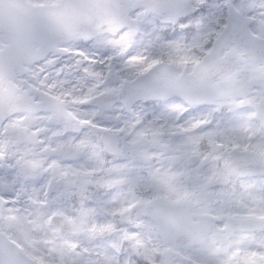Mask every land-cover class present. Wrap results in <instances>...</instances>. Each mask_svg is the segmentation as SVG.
<instances>
[{"label":"snow or ice","instance_id":"1","mask_svg":"<svg viewBox=\"0 0 264 264\" xmlns=\"http://www.w3.org/2000/svg\"><path fill=\"white\" fill-rule=\"evenodd\" d=\"M0 264H264V0H0Z\"/></svg>","mask_w":264,"mask_h":264}]
</instances>
